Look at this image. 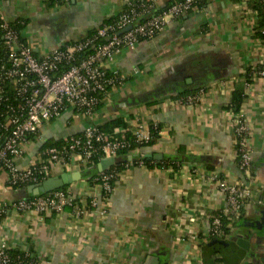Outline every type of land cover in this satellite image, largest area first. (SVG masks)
<instances>
[{
  "label": "crops",
  "instance_id": "1",
  "mask_svg": "<svg viewBox=\"0 0 264 264\" xmlns=\"http://www.w3.org/2000/svg\"><path fill=\"white\" fill-rule=\"evenodd\" d=\"M129 1L139 0H0V9L11 22H25L21 35L41 56L88 35ZM165 1L152 3L161 9ZM251 1L201 0L152 38L107 60L104 67L116 72L118 82L93 114L67 108L43 124L15 162L24 167L48 140L120 118L129 130L159 125L153 143L128 155L148 163L119 170L106 205L100 185L88 181L92 170L55 165L51 177L79 174L66 188L81 203L95 197L97 204L78 214L70 206L46 213L8 207L0 215V240L14 251L38 254L45 264H264V77H245L247 68L264 62V41L255 34L258 14ZM239 85L245 93L239 111L250 130L246 171L238 165L229 108ZM182 95L198 98L185 103ZM5 178L1 173L0 202L24 197ZM217 178L245 185L249 195L228 234L212 237L211 219L226 207Z\"/></svg>",
  "mask_w": 264,
  "mask_h": 264
},
{
  "label": "built area",
  "instance_id": "2",
  "mask_svg": "<svg viewBox=\"0 0 264 264\" xmlns=\"http://www.w3.org/2000/svg\"><path fill=\"white\" fill-rule=\"evenodd\" d=\"M200 1L177 0L158 11L154 6L147 10L129 1L114 19L97 27L93 34L59 44L41 56L34 53L28 41L0 9V174H6L5 185L21 189L22 185L40 183L51 176L55 165L85 167L94 142L100 143L104 158L120 156L119 151L125 148L130 155V141L124 136L123 129L118 136L90 123L83 129L82 137L73 134L64 137L63 143L43 148L24 167L15 162L23 153V145L40 131L43 124L59 117L67 108L78 114H93L100 101L99 93L118 82L116 72L104 67L116 52L124 47L133 49L139 42L152 38L167 21L187 13ZM261 1L264 4V0ZM146 11L148 14H144ZM129 25V29L122 31ZM253 74L264 77V62ZM197 98L188 95L181 101L192 103ZM232 125L239 168L249 170L252 156L246 137L250 130L243 113L233 114ZM129 131L139 142L150 139L149 128ZM114 175L111 171L97 177L103 194L101 204L107 203L113 188L110 179ZM217 184L225 195L226 207L211 219L209 235L212 237L226 235L222 230V217L229 219L230 224L234 223L249 195L243 184L232 185L220 178H217ZM82 203L80 196L70 188H58L13 201L3 200L0 215L8 207L46 213L60 212L65 206L72 207L78 214L88 205L95 206L97 198L91 197ZM45 263L38 254L24 250L13 252L5 241L0 240V264Z\"/></svg>",
  "mask_w": 264,
  "mask_h": 264
},
{
  "label": "trees",
  "instance_id": "3",
  "mask_svg": "<svg viewBox=\"0 0 264 264\" xmlns=\"http://www.w3.org/2000/svg\"><path fill=\"white\" fill-rule=\"evenodd\" d=\"M52 4L54 3H57V4H60V3H63V2H66V1H69V0H50ZM177 0H166L165 1V5L164 7L172 4L173 2H175ZM134 3H136L137 5L140 6V8L142 9H150L153 7V3H152V0H147V1H132ZM253 5V7L257 10V14H258V24H257V27H256V30H255V34L256 36H258L259 38H261V40L264 41V4L261 0H252L251 1ZM152 5L151 7H147V5ZM127 5L124 6V8L126 7ZM159 9H157L156 11H158ZM117 16V15H116ZM116 16L114 17H111L109 19H106L104 20L98 27L104 25L105 23L107 22H110L112 19H114ZM12 25L17 29V30H22V28L24 27L25 25V22L24 21H20V20H17V21H14V22H11ZM96 29H93L88 35H91L93 34L94 32H96ZM258 70V65L255 66V67H249L247 68V71L245 72V77H246V81L249 80V76L251 74H253V71H257ZM116 84V83H115ZM111 86H107L106 89H105V92H107V90L110 88ZM99 93V98H100V101L99 103L95 106V110L100 106L101 104V100L103 98V95L104 93ZM185 97V95H182ZM244 97H245V93H244V86H236L231 94V99L229 101V108L231 109V111L233 113H236L240 110V106H241V103L243 102L244 100ZM99 129L104 131V132H108L110 134H114V135H121V129H123V133H124V136L130 141V149H132V151L138 149L140 146L142 145H145V144H151L153 143V141L155 140L157 134H158V131H159V125H154L152 122L149 124V133H150V139L147 141V142H139L137 140H135L134 136L130 133L129 129L127 128V124L122 122L120 120V118H114V119H111V120H108L107 122L103 123L102 125H98ZM82 133L83 131L81 132H78V133H75L73 135L75 136H81L82 137ZM64 142V138H60L58 140H48L46 143L43 144V146H41V148H45V147H50V146H54V145H58L60 143H63ZM93 147V152L91 154V156L88 158V161L86 163V166L85 168H88L89 170H92V173L89 174V177H88V181L90 183H98L100 180L99 178L97 179V177L100 176L101 173L103 172H113L115 173V175L110 179V184L112 185L113 184V181L116 177V173L121 170L124 166L128 165L129 163H133V164H137L139 162H143V163H148V159L145 158V157H136V158H133L132 160H127V159H124L122 158V160H119L117 161L116 163H114L113 165L109 166L106 170H103L102 172H96L95 170V167H96V164L102 159L104 158V153L102 152L101 148H100V143L98 142H94V145L92 146ZM119 154H121L120 156L121 157H126L128 156V149H122L119 151ZM167 164H171L173 167L175 166L173 162H170L168 161ZM42 182V181H41ZM27 186V185H26ZM25 185H22L20 186V188H24ZM19 187H14V189H17ZM66 188V186H62L60 189H64ZM101 195L102 192H101ZM33 196V194H27L26 197H31ZM220 213L217 212L214 214L215 215H219ZM213 218V217H212ZM221 224H222V230L224 232V234H228L229 232V229H230V220L227 219L226 217H222L221 219ZM11 251L13 252H16V250H12Z\"/></svg>",
  "mask_w": 264,
  "mask_h": 264
},
{
  "label": "water",
  "instance_id": "4",
  "mask_svg": "<svg viewBox=\"0 0 264 264\" xmlns=\"http://www.w3.org/2000/svg\"><path fill=\"white\" fill-rule=\"evenodd\" d=\"M130 25L127 26L125 29H123L122 31L129 29ZM122 31H120L119 33H121ZM122 158L124 159H131L130 156H126V157H121V156H117V157H105L102 158L97 164H96V168L99 172L106 170L109 166H111L112 164H114L115 162L122 160ZM79 174H61L59 176H53V177H49L45 180H43L40 183L37 184H29L27 186H25L24 188H21L22 193L24 194V197L27 196V194H39V193H44V192H49L52 191L54 189H58L61 188L62 186L72 182L73 180L79 178ZM236 243L238 245H240L243 248H247L248 243L245 239L238 237L236 240ZM155 259V262L157 263V259Z\"/></svg>",
  "mask_w": 264,
  "mask_h": 264
}]
</instances>
